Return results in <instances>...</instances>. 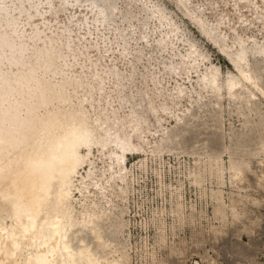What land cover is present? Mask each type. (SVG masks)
Instances as JSON below:
<instances>
[{"label": "rangeland", "instance_id": "1", "mask_svg": "<svg viewBox=\"0 0 264 264\" xmlns=\"http://www.w3.org/2000/svg\"><path fill=\"white\" fill-rule=\"evenodd\" d=\"M5 5L12 25L0 31L17 29L28 61L36 64L33 52L49 49L41 59L49 70L68 68L82 80L75 91L69 86L66 109L81 103L96 130L129 136L138 148L124 160L121 180L110 178L109 148L96 146L86 164L108 188L100 232L119 247L120 264H264V95H252L250 86L230 99L226 79L238 71L222 51L236 57L243 48L264 89V0H23L22 11L12 0ZM161 13L176 36H167ZM190 43L201 55L196 67L186 57ZM211 67L224 82L220 99L200 81ZM39 76L50 86L62 82L61 74Z\"/></svg>", "mask_w": 264, "mask_h": 264}, {"label": "bare ground", "instance_id": "2", "mask_svg": "<svg viewBox=\"0 0 264 264\" xmlns=\"http://www.w3.org/2000/svg\"><path fill=\"white\" fill-rule=\"evenodd\" d=\"M12 1L22 11L23 0ZM5 3L0 0V28L12 25ZM100 14L103 17V11ZM156 16L170 27L167 36L177 35L167 15ZM205 26L202 30L207 34ZM40 35L36 30L35 38L40 39ZM167 36L159 40V45ZM18 37L16 28L11 34L0 31V264H120L119 247L100 232L109 215L108 188L93 176L91 163L88 169L86 164L96 146L109 148L110 178L121 180L126 169L124 160L138 148L129 136L102 126L96 130L81 103L66 109L71 100L69 86L74 85L75 91L82 80L68 76V68L59 73L49 70L50 64L41 62L50 55L49 49L33 52L37 62L32 64L25 58L28 48L17 43ZM189 46L186 57L196 67L201 55L195 44ZM222 51L238 71V75L226 79L230 99H238L250 86L252 95L254 89L264 95L260 79L248 71L245 50H238L236 57ZM40 71L48 76L61 74L62 82L50 86L42 81ZM220 77L218 69L211 67L200 78L203 89L217 99L224 91ZM51 105L57 109L50 111ZM79 176L81 185L76 187ZM80 200L92 203L82 204L78 210L75 202ZM88 234L96 239V246L91 245Z\"/></svg>", "mask_w": 264, "mask_h": 264}]
</instances>
